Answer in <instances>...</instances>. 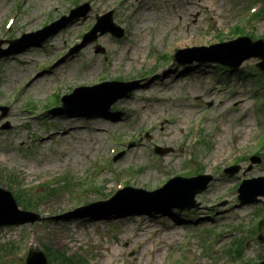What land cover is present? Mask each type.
Instances as JSON below:
<instances>
[{"label":"rangeland","instance_id":"374dc122","mask_svg":"<svg viewBox=\"0 0 264 264\" xmlns=\"http://www.w3.org/2000/svg\"><path fill=\"white\" fill-rule=\"evenodd\" d=\"M186 1L0 0V41L36 32L79 4L90 7L42 44L0 58V108L7 109L0 111V188L26 187L33 203L29 211L39 217L31 224L26 217V224L0 227V264H24L30 245L34 251H65L80 264H251L264 257V243L256 239L262 204L240 203L236 190L243 179L264 177L259 60L222 70L217 63L182 64L171 58L177 50L232 40L237 26L253 40L262 38L264 14L249 16L264 0H197L193 10ZM109 11L123 35L97 31L94 40L67 54L93 30L95 17ZM10 16L15 20L5 33ZM243 53L244 48L234 56ZM117 78L138 84L107 109H43L56 107V97L74 87ZM110 88L104 97L82 94L68 105H106L122 90ZM156 146L170 150L157 154ZM253 157L259 162H251ZM232 165L239 170L225 174ZM197 171L212 180L196 194L194 209L145 206L143 213L140 205L123 207L141 201L136 197L95 205L123 179L151 191ZM236 243L242 245V258L228 250Z\"/></svg>","mask_w":264,"mask_h":264},{"label":"water","instance_id":"95a60500","mask_svg":"<svg viewBox=\"0 0 264 264\" xmlns=\"http://www.w3.org/2000/svg\"><path fill=\"white\" fill-rule=\"evenodd\" d=\"M77 11V9L72 10L70 13L69 18H72L73 16H75V12ZM99 22L100 21H106L110 26L106 27L104 29H101L102 32H106V31H110L113 35L116 36H120L121 33H116L115 31V26L111 23V14H106L102 17H98ZM61 26H63V24L56 22L55 24H52L51 26L45 27L42 30H39L35 33H31V34H26L23 35L20 39L16 40V41H12L11 43H15L18 41H21L24 38L27 39H31L29 40L27 43L23 44L22 46H20L21 48H23L26 45H30V44H35L38 42L43 41L49 34L55 32L56 30H58ZM98 29V27H96L95 29H93L91 32H89L85 37L91 36L90 39H84V41L78 45L76 47V51L83 46L86 42L92 40L93 38H95V31ZM19 47V49H21ZM244 48V53L241 54L238 57H235L234 54L236 55L238 53V51H240V49ZM17 49V50H19ZM250 49V50H248ZM14 51V50H13ZM12 50H5L2 51L0 50V57L8 54L10 52H13ZM191 51H207L206 54L207 55H200L194 58H188V59H184L181 56V53H189ZM209 52V53H208ZM205 53V52H204ZM250 57H258L261 59V61L257 64V66L264 71V41L262 40H258V41H251L248 37H240L237 38L235 40H231L228 42H224V43H218V44H214L211 45L209 47H194V48H188L185 50H178L175 55L174 58L176 61L178 62H191L192 60H197V61H211V62H218L221 64H225L227 66L230 67H237L238 65H240V63L245 60L248 59ZM135 82L132 83H103L101 85H96L94 87H80V88H76L75 91L66 96L65 97V102H64V107L66 106V101H68L69 99H72L76 96H78V94H87V93H91L97 90H101L102 88H106V87H110V86H115V87H119V86H124V89L122 90L121 93H119L118 95H114V97H112V100H115L118 97L124 96L126 95L134 86H135ZM156 151L160 152V149H156ZM238 167H231L229 169L226 170V172L228 173H233L235 171H237ZM211 180V177L206 175H200L197 177H192V178H174L171 179L170 181H168L163 187L152 191V192H148V191H144L141 189H136V192H139L142 195H146V196H154L157 199L154 200H158L161 197L167 198V197H171V194L174 191V187H182L181 191L185 190V187L190 185V191L188 194H183L181 196H179L182 200L180 201H176V198H171L173 201L168 202L166 205H164L165 207H186V206H192L194 205V195L198 192H201L207 185V183ZM252 186H257L259 188L258 191H255L253 194H251V196H249V192L251 191ZM131 190L130 188H126L124 191H129ZM238 192L240 193L239 195V199L241 201H260L258 200L256 197L258 195H262L264 197V178L260 177L257 179H251V180H246L243 181V183L240 185ZM263 205H264V200L262 201ZM29 213L23 212V211H19L17 209L16 203L14 201V199L12 198L10 192L4 191L0 189V225L1 224H7L10 222H14L12 219H14V217H16L15 215H19V216H25ZM263 221H261L262 224ZM259 239L261 241H264V239L262 238V236H259ZM28 264H47L46 259L44 257V255L41 252H32L29 254L28 257ZM259 264H264V261L259 263Z\"/></svg>","mask_w":264,"mask_h":264},{"label":"trees","instance_id":"16d2710c","mask_svg":"<svg viewBox=\"0 0 264 264\" xmlns=\"http://www.w3.org/2000/svg\"><path fill=\"white\" fill-rule=\"evenodd\" d=\"M17 199H21L20 192L16 195ZM54 255L56 264H79L75 256H69L65 251L51 250Z\"/></svg>","mask_w":264,"mask_h":264},{"label":"bare ground","instance_id":"6f19581e","mask_svg":"<svg viewBox=\"0 0 264 264\" xmlns=\"http://www.w3.org/2000/svg\"><path fill=\"white\" fill-rule=\"evenodd\" d=\"M200 4V3H199ZM186 5H187V7H189V10H193V9H195L197 6H198V1L197 0H187L186 1ZM136 50H137V48L135 49V51L133 52L134 54H136L137 52H136ZM91 139V141H93V139L92 138H90ZM215 156H217V155H215ZM165 174H169L168 172H165ZM156 181V180H155ZM150 186H152V185H150ZM177 192L178 193H181V192H183V191H180V188H177ZM141 209H139L138 208V211H140V212H143V213H146V211H144V207H140ZM131 209V208H130ZM136 209V208H135ZM142 231H144V229H141ZM140 230V231H141ZM150 251H153V248H151V249H149Z\"/></svg>","mask_w":264,"mask_h":264}]
</instances>
